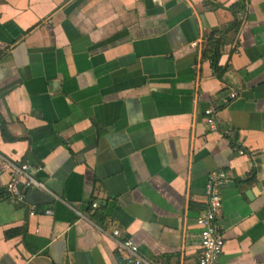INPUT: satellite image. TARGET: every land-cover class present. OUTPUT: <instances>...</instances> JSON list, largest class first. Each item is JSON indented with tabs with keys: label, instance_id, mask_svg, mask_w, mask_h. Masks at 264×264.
Listing matches in <instances>:
<instances>
[{
	"label": "crops",
	"instance_id": "1",
	"mask_svg": "<svg viewBox=\"0 0 264 264\" xmlns=\"http://www.w3.org/2000/svg\"><path fill=\"white\" fill-rule=\"evenodd\" d=\"M0 119V264H196L218 172L217 264H264V0H0Z\"/></svg>",
	"mask_w": 264,
	"mask_h": 264
},
{
	"label": "built area",
	"instance_id": "2",
	"mask_svg": "<svg viewBox=\"0 0 264 264\" xmlns=\"http://www.w3.org/2000/svg\"><path fill=\"white\" fill-rule=\"evenodd\" d=\"M236 95L231 94L230 99ZM206 124L211 132L217 131L215 121L216 109L210 106L205 112ZM239 155H245L243 150ZM12 175L5 186V193L8 199L15 204H23L26 192L32 187H41L34 179V172L27 165L12 167ZM228 182V176L224 172L213 173L209 176L205 186L207 209L199 215L196 225L200 229L199 234V255L196 264H217L226 244L225 236L218 225V217L222 209L221 190ZM93 207H97L93 205ZM52 215L51 211L47 212ZM113 236L118 238L119 231H114ZM119 251L127 264H148L139 254L138 246L131 239H124L119 242Z\"/></svg>",
	"mask_w": 264,
	"mask_h": 264
},
{
	"label": "water",
	"instance_id": "3",
	"mask_svg": "<svg viewBox=\"0 0 264 264\" xmlns=\"http://www.w3.org/2000/svg\"><path fill=\"white\" fill-rule=\"evenodd\" d=\"M103 185L108 192L109 198L111 199L119 198L127 191V187L120 176L105 181ZM115 185H118V188L115 189Z\"/></svg>",
	"mask_w": 264,
	"mask_h": 264
},
{
	"label": "trees",
	"instance_id": "4",
	"mask_svg": "<svg viewBox=\"0 0 264 264\" xmlns=\"http://www.w3.org/2000/svg\"><path fill=\"white\" fill-rule=\"evenodd\" d=\"M218 58H219V54L216 51L213 52L212 56H210L211 66L215 72L218 71ZM0 131L3 139L5 140L10 139L5 128V124L1 119H0Z\"/></svg>",
	"mask_w": 264,
	"mask_h": 264
}]
</instances>
